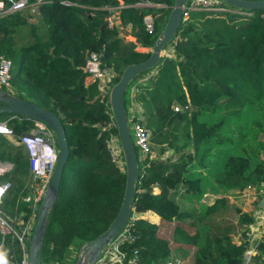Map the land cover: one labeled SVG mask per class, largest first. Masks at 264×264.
<instances>
[{
  "label": "trees",
  "instance_id": "16d2710c",
  "mask_svg": "<svg viewBox=\"0 0 264 264\" xmlns=\"http://www.w3.org/2000/svg\"><path fill=\"white\" fill-rule=\"evenodd\" d=\"M45 1L31 24L21 12L0 17V55L11 63L12 93L50 110L63 126L68 157L40 261L67 264L75 256L72 249L107 227L124 187L122 168L111 161L105 146L115 129L105 128L111 121L107 108L96 97L95 82L84 81L80 67L89 52L98 53L100 63L116 74L147 58L143 49L150 47L173 0ZM144 2L150 5H139ZM217 6L186 10L167 46L170 55L143 73V80L133 81L126 104L134 103V119L141 117L150 131L151 158L138 170L131 216L116 245L123 258L114 264H161L169 257L170 241L158 235L157 224L139 216L145 212L165 222L174 220L171 243L194 248L190 264H243L248 241L235 235L253 221L252 214L235 209L237 218L230 222L224 215L230 203L223 195L246 187L260 190L264 184V135L258 137L262 126L253 122L255 131L222 136L220 121L206 124L200 116L218 111L229 119L251 107L264 119V10ZM110 10L117 12L119 26L128 27L133 40H124L117 26H108ZM146 14L153 16L152 33L144 29ZM21 23L25 33L17 38ZM3 116L14 136L32 127L29 118ZM219 147H237L238 152L220 156ZM0 160L14 166L0 177L11 182L1 207L25 220L30 212L23 200L30 181L26 154L0 135ZM194 163L202 168L196 170ZM207 192L215 197L200 211L181 208L182 199L199 203ZM9 240L18 262L16 241L8 236L7 249ZM250 258V264H264V237Z\"/></svg>",
  "mask_w": 264,
  "mask_h": 264
},
{
  "label": "built area",
  "instance_id": "2783aa9c",
  "mask_svg": "<svg viewBox=\"0 0 264 264\" xmlns=\"http://www.w3.org/2000/svg\"><path fill=\"white\" fill-rule=\"evenodd\" d=\"M44 2L46 1L0 0V17L2 18L13 12H21L27 14L29 20H33L39 14V5ZM217 3L218 2L214 0H192L185 8L182 18L186 16V10H217L219 9ZM139 5H150V3L144 2L139 3ZM115 13V10H110V14L106 17L108 26H117L119 28L118 34H120V30L127 31V34H129L128 27H120L118 22H116ZM142 21L145 31L147 33H152L153 16L151 14H146L143 16ZM10 67V60L0 55V88L7 91L11 87ZM80 68L84 73L85 82H95L97 87L96 97L100 102L105 104L107 89L118 74H116L113 69L102 65L100 63L99 54L95 52L86 54L85 60ZM133 87L134 83L129 87V94L133 90ZM130 96L131 94L128 95V99ZM174 109L177 110V108ZM126 110L129 113L127 114V119L131 132L130 135L136 150L138 164L141 166L139 170L141 169L142 171L143 166L147 165L151 157L150 131L142 122L141 117L134 119L133 114L135 108L133 102L129 101ZM109 126H113L112 121H110V124L105 128L108 129ZM0 135L4 136L11 146L21 147L23 149L27 157L30 177V181L27 185L29 196L25 199V201L29 203L30 212L25 220H20V217L10 216L2 209L1 204L3 195L11 187V182L8 179H0V264H26L27 246L25 237L30 233L37 205L54 167L56 159L55 141L51 130L44 123L36 120H32V127L27 133L14 136L9 126L6 124V119H0ZM105 146L109 152L111 161L121 165V156L116 134H109ZM13 169L14 166L10 161L0 160V177L6 173L9 174ZM243 230H245L244 236L248 241V246L243 253V264H247L250 257L254 254L255 245L264 237V212L256 215L254 221L250 222L247 228ZM122 233L123 231L109 245L96 264L100 262L103 263L105 259L106 261L104 264L120 262L123 255L117 251L116 245L123 238ZM8 236L16 241L17 253L19 256L18 262H16V254L13 251L12 240H9V249L6 248ZM111 252L115 254L114 257H110ZM131 261L133 262V260ZM161 264H182V259L177 255H169Z\"/></svg>",
  "mask_w": 264,
  "mask_h": 264
},
{
  "label": "water",
  "instance_id": "95a60500",
  "mask_svg": "<svg viewBox=\"0 0 264 264\" xmlns=\"http://www.w3.org/2000/svg\"><path fill=\"white\" fill-rule=\"evenodd\" d=\"M191 1H172L149 47L147 58L125 65L120 70L117 80L107 89L105 106L116 132L124 174V187L114 217L102 232L77 246L72 264H96L130 219L139 164L127 119L126 94L136 78L155 68L165 56L164 51L175 38L182 14ZM217 2L241 10H264V0H217ZM3 114H13L40 121L51 130L54 137L56 153L54 167L37 205L30 233L25 237L26 264H41L40 250L43 237L57 197L61 173L68 157L63 126L60 119L50 110L0 88V115Z\"/></svg>",
  "mask_w": 264,
  "mask_h": 264
},
{
  "label": "rangeland",
  "instance_id": "374dc122",
  "mask_svg": "<svg viewBox=\"0 0 264 264\" xmlns=\"http://www.w3.org/2000/svg\"><path fill=\"white\" fill-rule=\"evenodd\" d=\"M214 1L217 2V0H214ZM27 22H28V24H31L32 22H35V19L29 20ZM118 30H119V28H118ZM24 33H25V28H23V24L21 23L20 25L17 26L16 34H14V36H16L18 38L20 35H17V34H24ZM119 33H120L119 34L120 37H122L124 40H127L126 39L127 31H123V30L121 31L120 30ZM23 43H24V40H21V41L18 42L19 45H21ZM143 51H149V48L143 49ZM164 55H170L169 52H168V47L165 49ZM141 79L142 80L144 79L143 75H140L138 78H136L134 80V83L138 82V80L140 82ZM8 91L12 93V85H11V87H10V89ZM13 91H16V86H13ZM17 93L18 94H22L19 91ZM128 95H129V88H128V94H126V101H128V98H127ZM126 106H127V104H126ZM0 119H4V116L0 115ZM200 120H202L206 124H213V123H217V122L220 121L221 122V128H222V131L220 132V135H222V136H229L231 134L236 133L237 131L238 132L239 131H255L256 128H255V126H253V122H258L262 126L261 133L258 134V137L262 139V137L264 135V119L262 118V115L260 113L255 112L251 107H246L244 109V111L242 112V114L237 116V117H231L229 119H225V117L223 115H221L218 111H216V112H214L212 114L203 113L200 116ZM130 134H131V132H130ZM154 150H155V147H154ZM4 151L8 152L9 148H6V149L4 148ZM217 151H218L217 152L218 155L225 156V155H227L229 153H232V154L233 153H237L238 149H237V147H235V148L234 147H227L225 150H223V149L221 150V148L219 147L217 149ZM153 155L154 156H152V157L156 156V150L153 152ZM166 156H168V155H166ZM261 158L264 159V152L261 153ZM194 167H196V170L199 169V168L200 169L202 168V167H200L198 165V163H194ZM24 189L27 190L26 188H24ZM256 194L260 195L261 193H260L259 189L254 188V187L249 188V189L245 188V190L240 191V192H238V191H234V192H231V193L227 192L223 196H225L227 198L228 203H230V204H228L227 209H226V211L224 213L225 217L230 222L236 220V218H237V214L236 213L237 212H235V209H240V211H242V212H246V213H251L252 214L254 212V209L257 207L258 202L260 201V196H259V198L257 200L258 202L256 201V199H257ZM254 195H255L256 199H252V196H254ZM28 196H29V190H27V194L24 197L22 196L23 200L25 201V199ZM217 196H220V195H217ZM22 197H21V200H22ZM213 198H214V196L211 195V194L203 195V197H201V199L199 200V203L194 202L192 200H190V202H188L186 199H182V201L180 202V206H181L182 209L187 210L189 212H194V210L200 211L201 209H203L204 205L210 204L212 202ZM11 216H15V215H11ZM174 223L175 222L172 221V220L170 222L162 221L161 222V226H162L161 232L162 233L159 232L161 235H164L165 238L170 241V244H171V238H170L171 235L170 234H171L172 225ZM243 228H244V226H243ZM243 228L241 227V229H243ZM241 229L238 228V234L235 235L236 238L239 235L242 236V237L244 236V234L243 235L241 234V231H242ZM187 230L192 232L193 229L187 227ZM171 245H173V244H171ZM174 247H176V246H172V249H174ZM74 251H76V250L75 249L71 250L72 253ZM193 251H194L193 247L183 246V247H181V252L180 253L179 252H174V253H176V255H179L181 257L182 264H190L191 255H192ZM69 259H70V261H68V262L66 261V263L67 264H72L74 258L71 257ZM251 259L252 258H250L248 264L251 263ZM66 260H68V259H66Z\"/></svg>",
  "mask_w": 264,
  "mask_h": 264
},
{
  "label": "crops",
  "instance_id": "0c3cea01",
  "mask_svg": "<svg viewBox=\"0 0 264 264\" xmlns=\"http://www.w3.org/2000/svg\"><path fill=\"white\" fill-rule=\"evenodd\" d=\"M114 16L116 17L115 19H116V22H118V19H117V12L114 14ZM119 23V22H118ZM128 32H129V29H128ZM126 39L128 40H133V38L129 35V34H127V37H126ZM130 94H131V92H130ZM129 94V95H130ZM153 156V155H152ZM151 158V157H150ZM249 188H252V187H249ZM249 188H246V189H249ZM243 190H245V189H243ZM242 190V191H243ZM260 193L262 194V195H257L256 194V197H257V199H256V197H255V195L254 196H252V199H256V201L258 200V198H259V196H260V201L258 202V205H257V207L254 209V212L252 213V218H253V221H254V219H255V217H256V215H258V214H260V213H263L264 212V184L263 185H261V188H260ZM206 194H211V195H213L214 196V194H212V193H210V192H207ZM205 194V195H206ZM215 197V196H214ZM140 217H142V218H144V219H147L148 221H150V222H152V223H155V224H157L159 227H158V235L159 236H162V237H164L165 238V236L164 235H161L159 232H161V230H162V226H161V222H162V220H160L154 213H152V212H145V213H142V214H140L139 215ZM172 221H174V220H172ZM253 224V223H252ZM245 228H247V226H245ZM162 233V232H161ZM171 244H173V245H170V255H176V253H174V252H181V247H183V246H181L180 248H179V246L177 245V244H175V243H171ZM172 246H176V247H174V249H172ZM178 246V247H177ZM115 256V254L114 253H110V257H114ZM106 261V259L104 260V262ZM104 262L103 263H99V264H104Z\"/></svg>",
  "mask_w": 264,
  "mask_h": 264
}]
</instances>
